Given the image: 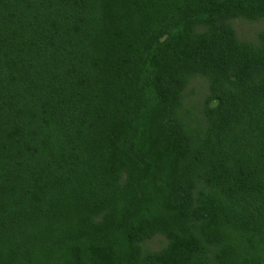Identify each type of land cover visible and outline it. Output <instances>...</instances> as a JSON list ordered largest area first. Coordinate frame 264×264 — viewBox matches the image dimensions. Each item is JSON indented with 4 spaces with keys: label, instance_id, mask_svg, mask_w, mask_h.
Segmentation results:
<instances>
[{
    "label": "trees",
    "instance_id": "1",
    "mask_svg": "<svg viewBox=\"0 0 264 264\" xmlns=\"http://www.w3.org/2000/svg\"><path fill=\"white\" fill-rule=\"evenodd\" d=\"M241 14L264 0H0V264H202L264 234V36L240 42ZM196 73L219 90L204 140L179 113Z\"/></svg>",
    "mask_w": 264,
    "mask_h": 264
},
{
    "label": "rangeland",
    "instance_id": "2",
    "mask_svg": "<svg viewBox=\"0 0 264 264\" xmlns=\"http://www.w3.org/2000/svg\"><path fill=\"white\" fill-rule=\"evenodd\" d=\"M259 15L254 18L243 14L233 15L227 17L226 22L234 29L236 37L240 42L258 43L261 37L264 36V14ZM206 30H211V27H199L197 32L203 33ZM227 88L232 89L231 86ZM217 93H219V90H217V86L212 78L200 73L191 74L187 77V85L183 91V99L179 113L180 119L187 125L193 138L204 140L207 133H209V127L213 125L212 118L209 117V109L213 106L212 104H214ZM233 156L237 160L241 159L243 155L239 157L236 152H233ZM245 156L250 157L249 155ZM206 187V182L200 181L197 184L195 193L199 194L200 190L206 189ZM258 198L259 200H256L257 202L264 203V194L261 191ZM170 245L171 241L163 233H156L150 238L144 239L142 243L143 259L168 250ZM231 245L241 252L252 250L264 259L263 234L238 237L237 241L234 242L230 241L228 243L209 246L207 248L208 250L201 257L202 264H220L219 259L223 254L230 253L228 252L230 251L228 246Z\"/></svg>",
    "mask_w": 264,
    "mask_h": 264
}]
</instances>
